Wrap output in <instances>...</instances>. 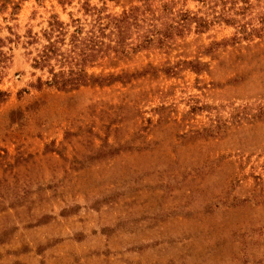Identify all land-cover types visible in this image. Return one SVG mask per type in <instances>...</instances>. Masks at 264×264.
Masks as SVG:
<instances>
[{
	"label": "rangeland",
	"instance_id": "obj_1",
	"mask_svg": "<svg viewBox=\"0 0 264 264\" xmlns=\"http://www.w3.org/2000/svg\"><path fill=\"white\" fill-rule=\"evenodd\" d=\"M86 3L210 24L39 85L48 22ZM0 37V264H264V0H0Z\"/></svg>",
	"mask_w": 264,
	"mask_h": 264
},
{
	"label": "trees",
	"instance_id": "obj_2",
	"mask_svg": "<svg viewBox=\"0 0 264 264\" xmlns=\"http://www.w3.org/2000/svg\"><path fill=\"white\" fill-rule=\"evenodd\" d=\"M83 6L84 10L92 16L88 24L83 23L79 18L65 23L56 16H52L48 22V27L42 33L44 42L31 58V66L34 69L45 70L48 73L44 81L40 77L37 78L39 85L45 84L63 90H72L81 86L111 82L121 75L88 73L86 67L101 59L115 61L125 56L128 49L135 50L154 43L163 44L170 36L169 32L182 30L192 23L198 31L210 24L209 19L181 11L179 12L181 21L166 24L163 29L153 26L151 29L144 30L141 29L142 10L139 6H132L117 15L103 13L102 9L90 6L89 3ZM70 27H72L71 30ZM30 34L25 41L28 45L39 39L35 34ZM132 34H135L137 36L135 38L138 39L135 44L131 41ZM6 41L10 42L13 39L0 37V79L3 73L2 68L6 67L12 57L9 51L3 49Z\"/></svg>",
	"mask_w": 264,
	"mask_h": 264
}]
</instances>
